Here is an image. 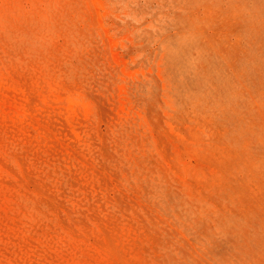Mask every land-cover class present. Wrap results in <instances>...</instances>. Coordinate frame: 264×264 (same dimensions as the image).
Masks as SVG:
<instances>
[{"label":"rangeland","instance_id":"374dc122","mask_svg":"<svg viewBox=\"0 0 264 264\" xmlns=\"http://www.w3.org/2000/svg\"><path fill=\"white\" fill-rule=\"evenodd\" d=\"M0 264H264V0H0Z\"/></svg>","mask_w":264,"mask_h":264},{"label":"bare ground","instance_id":"6f19581e","mask_svg":"<svg viewBox=\"0 0 264 264\" xmlns=\"http://www.w3.org/2000/svg\"><path fill=\"white\" fill-rule=\"evenodd\" d=\"M29 109V108H28ZM96 209V208H95ZM95 214V213H94ZM102 221H104V220H102ZM72 231V230H71ZM110 251V250H109Z\"/></svg>","mask_w":264,"mask_h":264}]
</instances>
